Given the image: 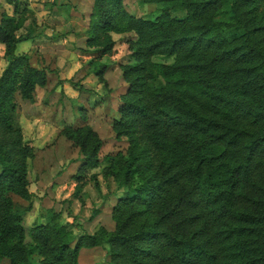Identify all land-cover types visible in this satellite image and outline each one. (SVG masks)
Returning <instances> with one entry per match:
<instances>
[{
  "label": "trees",
  "instance_id": "trees-1",
  "mask_svg": "<svg viewBox=\"0 0 264 264\" xmlns=\"http://www.w3.org/2000/svg\"><path fill=\"white\" fill-rule=\"evenodd\" d=\"M152 1L154 19L129 13L122 0H94L86 45L103 56L111 33H135L113 127L120 136L140 125L158 155L154 168L141 151L129 152L112 230L101 227L71 244L72 231L51 216L31 229L30 246L12 195L31 201L27 163L34 153L13 114L17 95L33 102L47 74L16 53L19 42L34 38L33 18L20 7L27 0H7L12 15L0 8L7 59L0 75V259L83 264L81 248L106 245L111 264H264V19L253 20L248 9L264 0ZM96 60L89 63L102 75ZM76 134L86 161L95 162L96 133L87 127ZM238 196L244 205H236ZM199 220L211 227L209 238L187 228Z\"/></svg>",
  "mask_w": 264,
  "mask_h": 264
},
{
  "label": "rangeland",
  "instance_id": "rangeland-1",
  "mask_svg": "<svg viewBox=\"0 0 264 264\" xmlns=\"http://www.w3.org/2000/svg\"><path fill=\"white\" fill-rule=\"evenodd\" d=\"M93 1L27 0L20 6L27 8L25 14L29 20L33 18L29 34L39 41L30 42L29 46L17 44L16 53L28 54L33 66L49 70L46 84L36 88L33 102L17 95L18 107L13 114L22 127L24 141L34 153L27 163L31 201L12 195L22 212L25 242L29 246L31 229L47 222L51 216L72 231L71 244L81 235L92 234L101 227L112 230V209L124 189L119 175L128 162L129 152L141 151L153 163V168L158 157L140 125L130 135L117 136L114 130V120L120 117L121 96L128 89L121 67L129 59L136 36L134 32L111 33L113 46L103 56L95 47L87 46L86 30ZM122 3L137 17L154 19L159 14L152 0H122ZM4 6L11 11V6L5 3ZM61 7L67 10L64 12ZM248 9L253 20L264 19V2L248 3ZM25 31L19 29L16 34ZM4 51L0 43V75L7 63ZM94 59L105 66L102 75L93 73L94 65L89 62ZM154 59L171 61L165 57ZM87 127L100 140L97 160L91 163L86 161L76 142V132ZM260 157L264 160V154ZM242 191L251 192L248 186ZM244 203L238 196L236 205ZM187 228L198 230L204 238L210 236L211 227L203 220ZM40 259L39 255H32L35 263ZM78 262L111 264V258L106 245L83 247ZM0 264L9 262L0 259Z\"/></svg>",
  "mask_w": 264,
  "mask_h": 264
},
{
  "label": "crops",
  "instance_id": "crops-1",
  "mask_svg": "<svg viewBox=\"0 0 264 264\" xmlns=\"http://www.w3.org/2000/svg\"><path fill=\"white\" fill-rule=\"evenodd\" d=\"M4 3L7 4L8 6H11V8H12L11 11L8 10V7L4 6ZM0 8H2V9L6 8V9H4V10H6V12H7L8 14H10V15H12L13 12H14L13 5L10 4V3H8L7 0H0ZM60 10H62V11L65 12L67 9H66L65 7H61ZM54 14H58V13H54ZM54 16H55V15H54ZM38 41H39V38H38V37H34L33 39L19 42L18 45H23V46H25V45L27 46V45H28V46H29L30 42H32L33 44H34V43L36 44V42H38ZM45 70H46V74H47V76H48V75H49V74H48V73H49V70H48V69H45ZM50 73H55V72H50Z\"/></svg>",
  "mask_w": 264,
  "mask_h": 264
}]
</instances>
